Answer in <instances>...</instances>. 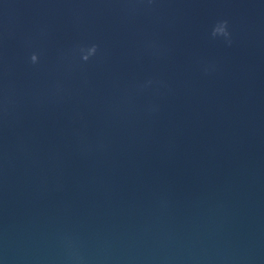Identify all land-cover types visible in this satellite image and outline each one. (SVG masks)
Listing matches in <instances>:
<instances>
[{
	"label": "water",
	"instance_id": "obj_1",
	"mask_svg": "<svg viewBox=\"0 0 264 264\" xmlns=\"http://www.w3.org/2000/svg\"><path fill=\"white\" fill-rule=\"evenodd\" d=\"M0 264H264V0H0Z\"/></svg>",
	"mask_w": 264,
	"mask_h": 264
},
{
	"label": "clouds",
	"instance_id": "obj_2",
	"mask_svg": "<svg viewBox=\"0 0 264 264\" xmlns=\"http://www.w3.org/2000/svg\"><path fill=\"white\" fill-rule=\"evenodd\" d=\"M214 35H224V36H228V35H229V34L227 33V31H226V22H225V25H224V26H222V27L216 29V31L214 32ZM96 50H97L96 47L93 46V47L89 50V54L86 55V56H84V60L87 61V60L90 58V56L95 55ZM31 62H32L33 64H38V63H39V56L36 55V54H33V55L31 56Z\"/></svg>",
	"mask_w": 264,
	"mask_h": 264
}]
</instances>
